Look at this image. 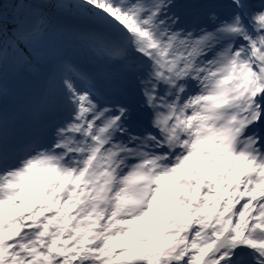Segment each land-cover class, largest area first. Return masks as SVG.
Instances as JSON below:
<instances>
[{"label":"snow or ice","instance_id":"obj_1","mask_svg":"<svg viewBox=\"0 0 264 264\" xmlns=\"http://www.w3.org/2000/svg\"><path fill=\"white\" fill-rule=\"evenodd\" d=\"M0 264H264V0L0 3Z\"/></svg>","mask_w":264,"mask_h":264},{"label":"trees","instance_id":"obj_2","mask_svg":"<svg viewBox=\"0 0 264 264\" xmlns=\"http://www.w3.org/2000/svg\"><path fill=\"white\" fill-rule=\"evenodd\" d=\"M0 3H10V0H0ZM11 8V7H9Z\"/></svg>","mask_w":264,"mask_h":264},{"label":"rangeland","instance_id":"obj_3","mask_svg":"<svg viewBox=\"0 0 264 264\" xmlns=\"http://www.w3.org/2000/svg\"><path fill=\"white\" fill-rule=\"evenodd\" d=\"M8 12L11 15L12 14V9L11 8H8ZM25 75H27V74H25Z\"/></svg>","mask_w":264,"mask_h":264}]
</instances>
